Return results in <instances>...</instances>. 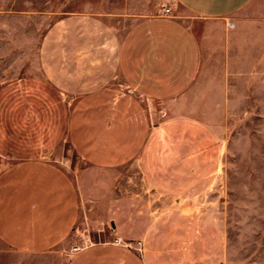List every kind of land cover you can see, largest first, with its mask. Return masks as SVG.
<instances>
[{"label": "crops", "instance_id": "obj_1", "mask_svg": "<svg viewBox=\"0 0 264 264\" xmlns=\"http://www.w3.org/2000/svg\"><path fill=\"white\" fill-rule=\"evenodd\" d=\"M251 1L174 0L172 14L138 18L122 33L75 13L45 32L40 74L17 78L7 94L0 87V163L9 161L0 169V245L11 264H227L222 208L204 187L216 153L196 135L194 108L177 105L202 65L193 24L177 10L211 24ZM62 134L86 170L44 158ZM134 160L136 188L115 171ZM78 223L98 239L63 259Z\"/></svg>", "mask_w": 264, "mask_h": 264}, {"label": "rangeland", "instance_id": "obj_2", "mask_svg": "<svg viewBox=\"0 0 264 264\" xmlns=\"http://www.w3.org/2000/svg\"><path fill=\"white\" fill-rule=\"evenodd\" d=\"M174 4V0H0V87L7 94L17 78L40 74L39 49L44 34L66 15H95L122 33L134 20L161 14L164 6L173 8ZM177 12L188 16L185 20L192 22L202 45L200 71L177 105L194 108L198 114L190 118L198 123L196 135L211 142L210 150L216 153L212 178L204 181V187L210 200L222 208L227 264H264V0H252L229 19L211 24L184 10ZM113 84L125 90L120 79ZM72 102V97L61 101L67 110ZM63 123L61 116V128ZM44 158L68 171L86 170V163L63 134L60 145ZM8 162L3 158L0 169ZM115 171L129 174L131 187L142 186L137 161ZM117 182L121 189L126 181ZM192 183L201 186L196 180ZM90 233L78 223L70 234L71 243L60 252L63 259L74 246L98 239ZM14 259L0 245V264H11ZM34 262L42 264L43 259Z\"/></svg>", "mask_w": 264, "mask_h": 264}, {"label": "built area", "instance_id": "obj_3", "mask_svg": "<svg viewBox=\"0 0 264 264\" xmlns=\"http://www.w3.org/2000/svg\"><path fill=\"white\" fill-rule=\"evenodd\" d=\"M172 12V8L170 5H167V6H164L162 9H161V14L163 15H170ZM112 242L116 245H121V246H124V247H129L130 245L128 243H124L121 239L119 238H114L112 240ZM90 243V242H89ZM85 246V245H84ZM83 246L81 247H78V246H74L73 247V252H76L78 251L79 249H81Z\"/></svg>", "mask_w": 264, "mask_h": 264}]
</instances>
